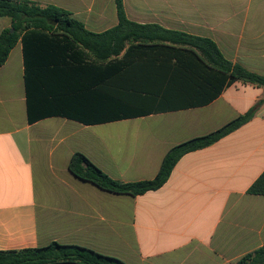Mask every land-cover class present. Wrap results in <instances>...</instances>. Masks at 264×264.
Here are the masks:
<instances>
[{
  "label": "crops",
  "instance_id": "crops-1",
  "mask_svg": "<svg viewBox=\"0 0 264 264\" xmlns=\"http://www.w3.org/2000/svg\"><path fill=\"white\" fill-rule=\"evenodd\" d=\"M29 1L58 6L96 33L119 23L115 0ZM123 2L129 19L208 37L264 76V0ZM10 26L0 17V33ZM259 101L252 120L184 155L160 189L111 193L69 170L81 152L114 179H153L171 147ZM263 172L264 87L236 81L204 106L93 125L62 116L30 123L21 40L0 67V250L56 241L127 264H235L264 248V195L247 192Z\"/></svg>",
  "mask_w": 264,
  "mask_h": 264
},
{
  "label": "trees",
  "instance_id": "trees-1",
  "mask_svg": "<svg viewBox=\"0 0 264 264\" xmlns=\"http://www.w3.org/2000/svg\"><path fill=\"white\" fill-rule=\"evenodd\" d=\"M115 3L118 25L96 33L58 6L0 0V17L11 19V26L0 33V67L21 40L30 123L62 116L93 125L204 106L236 81L264 87V76L227 59L214 40L135 22L128 18L123 0ZM259 105L260 101L210 133L171 147L153 179H114L81 152L72 155L69 170L111 193L138 196L160 189L184 155L239 129L255 117ZM247 192L264 195V172ZM0 264L127 263L85 246L54 241L36 248L0 250ZM235 264H264V248Z\"/></svg>",
  "mask_w": 264,
  "mask_h": 264
},
{
  "label": "water",
  "instance_id": "water-1",
  "mask_svg": "<svg viewBox=\"0 0 264 264\" xmlns=\"http://www.w3.org/2000/svg\"><path fill=\"white\" fill-rule=\"evenodd\" d=\"M11 31L14 32V29H12Z\"/></svg>",
  "mask_w": 264,
  "mask_h": 264
}]
</instances>
